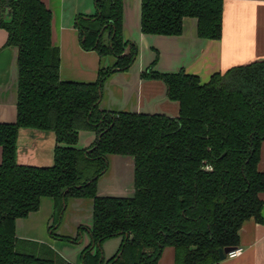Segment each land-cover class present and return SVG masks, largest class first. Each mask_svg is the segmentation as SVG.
<instances>
[{"label": "trees", "instance_id": "1", "mask_svg": "<svg viewBox=\"0 0 264 264\" xmlns=\"http://www.w3.org/2000/svg\"><path fill=\"white\" fill-rule=\"evenodd\" d=\"M95 13L77 17L82 48L112 56L94 82L64 81L53 42L52 12L42 0H8L0 17L6 46L18 49L17 118L0 123V264H71L48 245L16 236V220L53 200L51 235L68 198L92 201L90 242L81 264H159L166 247L174 264H219V252L236 248L244 221L261 215L264 172L258 168L264 141V61L215 73L206 83L180 70L141 73L160 80L167 98L177 101L176 117L99 108L104 82L127 71L138 48L123 38V0H94ZM197 20V36L222 35V0H141L144 34L180 35L183 20ZM128 49V50H127ZM52 132L50 166L19 164L20 129ZM79 131L94 142L77 147ZM134 159L131 197L97 194L108 155ZM123 236L117 253L105 260L104 241ZM130 236L132 238L130 239Z\"/></svg>", "mask_w": 264, "mask_h": 264}, {"label": "crops", "instance_id": "2", "mask_svg": "<svg viewBox=\"0 0 264 264\" xmlns=\"http://www.w3.org/2000/svg\"><path fill=\"white\" fill-rule=\"evenodd\" d=\"M52 12L53 42L59 49V75L64 81L94 82L98 70L112 65L114 58H100L95 51L82 48L77 17L95 13L94 0H42ZM222 35L218 40L197 36V20L185 18L180 35H156L141 32V0H123V38L138 48L132 66L124 72L112 74L104 82L99 108L144 114L176 117L177 101L166 95L160 80L144 79L141 73L155 60L154 71L173 74L184 70L197 75L206 83L215 73L231 67L264 61V0H222ZM8 0H0V17L8 15ZM7 31L0 27V123H14L17 118V56L15 46H6ZM95 140L91 131H79L77 147L87 148ZM55 137L52 132L20 129L16 159L19 164L50 166L53 163ZM2 149L0 147V163ZM107 170L99 177L97 194L101 196L131 197L134 194V159L131 156L108 155ZM258 168L264 172V141L260 148ZM261 215L264 218V193ZM53 200L43 197L39 210L16 220V236L48 245L71 264H81L80 253L90 242L87 228L92 223V201L68 198L54 233L75 238L82 226L78 241L62 240L51 235ZM123 240L117 236L103 242L105 260L113 257ZM241 253L225 258L219 264H264V223L253 218L244 221L239 230ZM159 264H174V249L166 247Z\"/></svg>", "mask_w": 264, "mask_h": 264}, {"label": "built area", "instance_id": "3", "mask_svg": "<svg viewBox=\"0 0 264 264\" xmlns=\"http://www.w3.org/2000/svg\"><path fill=\"white\" fill-rule=\"evenodd\" d=\"M242 251V248L236 247L226 253V258H235L237 257Z\"/></svg>", "mask_w": 264, "mask_h": 264}, {"label": "water", "instance_id": "4", "mask_svg": "<svg viewBox=\"0 0 264 264\" xmlns=\"http://www.w3.org/2000/svg\"><path fill=\"white\" fill-rule=\"evenodd\" d=\"M128 50V49H127ZM132 238V236H130V239ZM230 250H232V249H230V248H226V249H222V250H220V252H219V258H220V260H224L225 258H226V253H228Z\"/></svg>", "mask_w": 264, "mask_h": 264}, {"label": "rangeland", "instance_id": "5", "mask_svg": "<svg viewBox=\"0 0 264 264\" xmlns=\"http://www.w3.org/2000/svg\"><path fill=\"white\" fill-rule=\"evenodd\" d=\"M57 224V223H56Z\"/></svg>", "mask_w": 264, "mask_h": 264}]
</instances>
